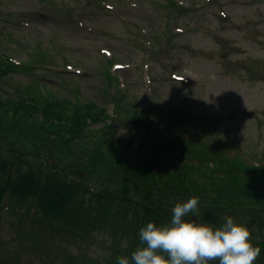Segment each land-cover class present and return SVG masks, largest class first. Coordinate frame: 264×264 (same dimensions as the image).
Segmentation results:
<instances>
[{"label": "rangeland", "instance_id": "1", "mask_svg": "<svg viewBox=\"0 0 264 264\" xmlns=\"http://www.w3.org/2000/svg\"><path fill=\"white\" fill-rule=\"evenodd\" d=\"M172 1L187 10H175ZM0 55L16 63L38 56L48 61L32 75L0 79L1 97H27L25 89L33 86L63 102H94L116 119L107 121L115 141L133 129L129 115L148 107L158 116L185 118L170 137L194 135L203 153L208 145L207 151L264 166V0H0ZM164 149L183 159L176 165L198 163L192 154ZM113 207L107 228L93 232L90 264H100L108 247L134 239L124 229L132 211ZM258 223L250 226L251 240L261 243L264 228ZM6 224L2 238L9 241ZM70 241L54 247L24 241L21 251L6 243L1 249L12 253L0 264H60L53 255H62Z\"/></svg>", "mask_w": 264, "mask_h": 264}, {"label": "trees", "instance_id": "2", "mask_svg": "<svg viewBox=\"0 0 264 264\" xmlns=\"http://www.w3.org/2000/svg\"><path fill=\"white\" fill-rule=\"evenodd\" d=\"M42 62L48 61L38 56L29 63L16 64L8 55H0V79L19 73L31 75ZM25 90L27 97L0 96V205L7 197L19 199L27 205L23 208L25 219L40 224L39 232L31 238L23 239V233L11 241L19 251L25 248L24 241L38 237L48 241L49 247L71 240L61 247L63 263L90 264L89 258L95 257L90 252L93 232L107 228L104 222L114 214L111 210L116 205L132 211L134 218L124 229L134 239L125 246L108 247L97 259L100 264H116L118 256L130 257L140 245L141 227L148 222L169 224L171 208L194 197L200 201L197 223L220 227L225 217H231L246 227L248 218L256 219L263 230V165L222 156L213 149L206 151L207 145L203 153L193 140L170 138L169 146L162 140L156 147L146 139L153 130L158 138L155 120L161 129L172 131L186 121L184 117L154 118V111H134L127 121L135 132L128 129L115 141L111 138L116 134L113 124L107 123L115 119L94 102H63L52 95L43 96L33 86ZM102 122L104 126L92 130V125ZM165 146L179 149L182 155L192 154L199 159L197 165L186 161L176 165L183 159L169 157ZM133 202L136 207H132ZM32 206L35 213L30 216ZM251 242L261 249L256 264H264V241ZM70 248L86 255L78 258ZM11 253L0 249V261Z\"/></svg>", "mask_w": 264, "mask_h": 264}, {"label": "clouds", "instance_id": "3", "mask_svg": "<svg viewBox=\"0 0 264 264\" xmlns=\"http://www.w3.org/2000/svg\"><path fill=\"white\" fill-rule=\"evenodd\" d=\"M199 202L194 197L176 203L169 224L141 227L140 245L130 257L118 256L116 264H253L261 249L253 246L248 228L233 218L225 217L220 227L185 220L195 217Z\"/></svg>", "mask_w": 264, "mask_h": 264}, {"label": "water", "instance_id": "4", "mask_svg": "<svg viewBox=\"0 0 264 264\" xmlns=\"http://www.w3.org/2000/svg\"><path fill=\"white\" fill-rule=\"evenodd\" d=\"M185 220L186 221H194L195 220V217H186Z\"/></svg>", "mask_w": 264, "mask_h": 264}]
</instances>
